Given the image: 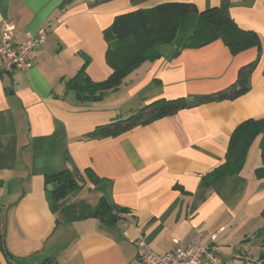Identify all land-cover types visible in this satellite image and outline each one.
<instances>
[{
	"label": "crops",
	"instance_id": "1",
	"mask_svg": "<svg viewBox=\"0 0 264 264\" xmlns=\"http://www.w3.org/2000/svg\"><path fill=\"white\" fill-rule=\"evenodd\" d=\"M167 2H188L199 10L219 6L258 33L262 52L249 90L119 135L90 137L97 127L157 99L223 90L258 58L257 48L234 55L220 39L178 55L173 47L144 62L102 100L78 97L71 80L84 65L95 82L113 72L104 32L115 16ZM6 19L16 23V42L39 29L47 38L28 70L0 69V234L11 253L0 247V264H142L143 245L166 253L176 238L216 246L225 264H264V234H258L264 226V178L254 172L261 153L252 163L248 154L240 174L211 188L203 182L225 161L234 129L264 117V0H0V36ZM66 169L84 178L92 169L101 181L80 179V189L60 200L59 208L96 205L104 195L126 210L115 225L95 217L57 220L46 175Z\"/></svg>",
	"mask_w": 264,
	"mask_h": 264
},
{
	"label": "trees",
	"instance_id": "2",
	"mask_svg": "<svg viewBox=\"0 0 264 264\" xmlns=\"http://www.w3.org/2000/svg\"><path fill=\"white\" fill-rule=\"evenodd\" d=\"M104 35L108 43L106 57L113 72L107 79L95 82L87 75L84 65L71 80L78 97L86 93L94 100H102L109 92L118 89L126 77L144 62L159 59L162 56L161 48L165 45H173L174 55H178L184 48H198L220 39L234 55L254 47L259 50V56L243 65L235 83L223 90L212 94L157 99L139 107L127 118L97 127L90 134L93 138L119 135L185 108L240 96L249 90L250 77L262 52L258 33L242 28L221 7L199 10L196 5L188 2H167L150 9L139 8L117 14ZM259 134L262 164L254 172L258 178H264V117L250 118L232 132L225 161L204 176L205 188H211L224 177L240 174L249 149ZM85 173L86 179L95 184L100 183L101 178L92 169L85 170ZM85 178L70 169L46 175L48 184L58 183V187L51 191L52 207L57 213V220L72 222L95 217L108 226L115 225L118 214L126 210L114 206L104 195L96 205L81 202L59 208L60 200L79 190L78 181ZM178 187L189 193L182 186ZM258 234H264V226ZM5 241L4 234H0V247L6 256H10Z\"/></svg>",
	"mask_w": 264,
	"mask_h": 264
},
{
	"label": "built area",
	"instance_id": "3",
	"mask_svg": "<svg viewBox=\"0 0 264 264\" xmlns=\"http://www.w3.org/2000/svg\"><path fill=\"white\" fill-rule=\"evenodd\" d=\"M16 23L6 19L1 25L0 36V69L2 72H13L16 69L28 70L33 62L31 55L39 45L45 43L47 31L39 29L36 33L28 32L21 42L14 39ZM203 228L198 230L199 237ZM216 238V234L212 236ZM142 264H225L220 252L214 245H204L198 239L189 244L174 239V248L170 252L157 253L149 246L143 245L139 251Z\"/></svg>",
	"mask_w": 264,
	"mask_h": 264
},
{
	"label": "rangeland",
	"instance_id": "4",
	"mask_svg": "<svg viewBox=\"0 0 264 264\" xmlns=\"http://www.w3.org/2000/svg\"><path fill=\"white\" fill-rule=\"evenodd\" d=\"M172 49H173V45H165L161 48L163 53L170 52ZM260 140H261V134L256 136V138L254 139V141H253V143L249 149L248 154H250V156H251L250 157L251 158L250 163L255 162L254 160H256V156L260 155V153H261Z\"/></svg>",
	"mask_w": 264,
	"mask_h": 264
},
{
	"label": "water",
	"instance_id": "5",
	"mask_svg": "<svg viewBox=\"0 0 264 264\" xmlns=\"http://www.w3.org/2000/svg\"><path fill=\"white\" fill-rule=\"evenodd\" d=\"M58 187V183L48 184L47 189L53 191Z\"/></svg>",
	"mask_w": 264,
	"mask_h": 264
}]
</instances>
